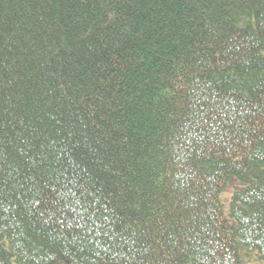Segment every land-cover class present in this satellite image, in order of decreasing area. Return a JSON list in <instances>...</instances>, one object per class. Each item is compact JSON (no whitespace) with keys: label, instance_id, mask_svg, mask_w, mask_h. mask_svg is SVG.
<instances>
[{"label":"trees","instance_id":"1","mask_svg":"<svg viewBox=\"0 0 264 264\" xmlns=\"http://www.w3.org/2000/svg\"><path fill=\"white\" fill-rule=\"evenodd\" d=\"M0 264H264V0H0Z\"/></svg>","mask_w":264,"mask_h":264}]
</instances>
